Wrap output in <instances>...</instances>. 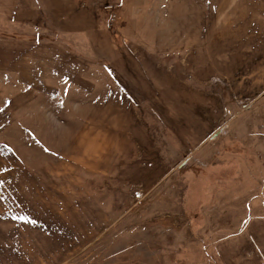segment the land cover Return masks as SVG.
<instances>
[{
	"label": "rangeland",
	"instance_id": "374dc122",
	"mask_svg": "<svg viewBox=\"0 0 264 264\" xmlns=\"http://www.w3.org/2000/svg\"><path fill=\"white\" fill-rule=\"evenodd\" d=\"M0 264H264V0H0Z\"/></svg>",
	"mask_w": 264,
	"mask_h": 264
},
{
	"label": "water",
	"instance_id": "95a60500",
	"mask_svg": "<svg viewBox=\"0 0 264 264\" xmlns=\"http://www.w3.org/2000/svg\"><path fill=\"white\" fill-rule=\"evenodd\" d=\"M217 135H218V133L216 134V136H217ZM216 136H215V137H216Z\"/></svg>",
	"mask_w": 264,
	"mask_h": 264
},
{
	"label": "built area",
	"instance_id": "2783aa9c",
	"mask_svg": "<svg viewBox=\"0 0 264 264\" xmlns=\"http://www.w3.org/2000/svg\"><path fill=\"white\" fill-rule=\"evenodd\" d=\"M105 8V7H104Z\"/></svg>",
	"mask_w": 264,
	"mask_h": 264
}]
</instances>
